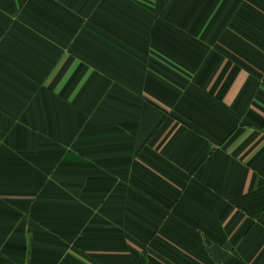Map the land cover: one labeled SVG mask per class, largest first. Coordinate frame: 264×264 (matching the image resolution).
<instances>
[{"label":"crops","instance_id":"crops-1","mask_svg":"<svg viewBox=\"0 0 264 264\" xmlns=\"http://www.w3.org/2000/svg\"><path fill=\"white\" fill-rule=\"evenodd\" d=\"M0 264H264V0H0Z\"/></svg>","mask_w":264,"mask_h":264}]
</instances>
